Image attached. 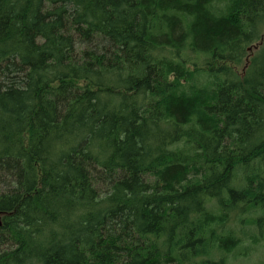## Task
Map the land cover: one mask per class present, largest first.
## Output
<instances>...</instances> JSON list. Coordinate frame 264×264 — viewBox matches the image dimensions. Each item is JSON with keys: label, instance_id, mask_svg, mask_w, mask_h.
Instances as JSON below:
<instances>
[{"label": "trees", "instance_id": "16d2710c", "mask_svg": "<svg viewBox=\"0 0 264 264\" xmlns=\"http://www.w3.org/2000/svg\"><path fill=\"white\" fill-rule=\"evenodd\" d=\"M263 35L264 0H0V264L247 257L264 42L215 64Z\"/></svg>", "mask_w": 264, "mask_h": 264}, {"label": "rangeland", "instance_id": "374dc122", "mask_svg": "<svg viewBox=\"0 0 264 264\" xmlns=\"http://www.w3.org/2000/svg\"><path fill=\"white\" fill-rule=\"evenodd\" d=\"M264 42V35L261 39L253 43L248 50L247 56L238 62H232V61H217L215 66H222L227 65L231 67L240 77H244L250 63L251 59L254 55V53L262 46ZM245 228L250 229V226H245ZM248 244V243H247ZM229 262L231 264H262L264 262V242L258 244L255 246V249L250 252V254L247 257H239L234 258V256H230Z\"/></svg>", "mask_w": 264, "mask_h": 264}, {"label": "water", "instance_id": "95a60500", "mask_svg": "<svg viewBox=\"0 0 264 264\" xmlns=\"http://www.w3.org/2000/svg\"><path fill=\"white\" fill-rule=\"evenodd\" d=\"M3 225V213L0 212V227Z\"/></svg>", "mask_w": 264, "mask_h": 264}]
</instances>
